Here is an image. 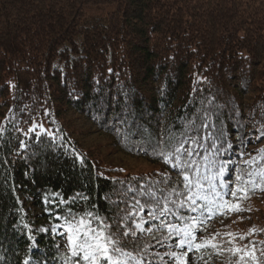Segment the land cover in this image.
I'll use <instances>...</instances> for the list:
<instances>
[{"label": "trees", "instance_id": "1", "mask_svg": "<svg viewBox=\"0 0 264 264\" xmlns=\"http://www.w3.org/2000/svg\"><path fill=\"white\" fill-rule=\"evenodd\" d=\"M85 119L158 169L115 176ZM213 169L234 201L213 221L235 219L198 264H264V0H0V264L80 259L39 208L111 233L117 261L178 264L183 177Z\"/></svg>", "mask_w": 264, "mask_h": 264}, {"label": "rangeland", "instance_id": "2", "mask_svg": "<svg viewBox=\"0 0 264 264\" xmlns=\"http://www.w3.org/2000/svg\"><path fill=\"white\" fill-rule=\"evenodd\" d=\"M82 125H84L82 128L83 130L88 131V141L93 140L96 143L100 144L101 146V152L106 156V161L111 164V166L115 169L113 172L115 176H123L125 174L131 173V174H140V173H150L154 170L158 169V165L152 164L146 159H136L131 155L125 154L121 150H119L116 146L109 143L108 137H105L104 135L98 134L96 131L98 130L97 123L93 119H85L84 122H82ZM223 170V169H222ZM202 182L200 185L202 187L197 186L196 190L194 192L198 193L199 196H206L207 200H201L197 198V206H206L207 209H210L213 215L209 216L208 211H205L203 215H201L200 211L192 212L193 216L197 218V223L193 224L192 226L194 233L196 235V241L195 243H200L201 240H203V237H216L217 234L222 236L225 233H222V229H229L232 227V221L235 219V217H227L224 216L223 219L215 220V216L219 215L220 213L232 209L233 200L230 199L226 195V183L224 180V171L221 172V169L219 171L217 170H209L208 172L204 173V177L202 178ZM204 181V182H203ZM217 197H222L223 201H227V205L223 208H219L218 206L221 203L220 199H217ZM213 201H215V204H213ZM36 218V222L34 221L32 227L37 229L38 232L41 233H47L51 232L53 234L59 235L63 237L70 249L69 240L68 237L72 235V233L68 232V224L66 223V219L55 216L52 211L46 210V209H32L31 212ZM200 220H203V223H199ZM70 222V221H69ZM72 223V222H71ZM77 224V223H73ZM138 225L141 226V228L144 229V231L149 229V221L146 218L145 215H141L140 222ZM189 226L188 224H179L175 228L183 229L185 227ZM84 227H89L84 226ZM140 229V228H139ZM141 231V229H140ZM92 234V233H90ZM86 237L84 236L83 232H80V240L77 241V243L82 242L85 240ZM183 239V236H177L176 244L172 247L171 252L175 251L177 253H183L187 251V246L185 245L184 248H181L179 245V240ZM173 245V244H172ZM171 245H169L170 248ZM82 256V253H81ZM188 264H198V253L197 250H193L192 252L188 253ZM170 261H174L170 258ZM119 264H125L124 262L118 260ZM101 264H107L106 261H102ZM173 264V263H172Z\"/></svg>", "mask_w": 264, "mask_h": 264}, {"label": "snow or ice", "instance_id": "3", "mask_svg": "<svg viewBox=\"0 0 264 264\" xmlns=\"http://www.w3.org/2000/svg\"><path fill=\"white\" fill-rule=\"evenodd\" d=\"M36 127L41 126H34L33 128L29 129L30 132L35 133ZM180 149H177V152H179ZM187 151V150H185ZM81 163H83V159L81 158ZM223 170L221 169V172ZM185 181V188L188 190V194L185 196V200L187 201V204L184 201L180 202V207H187L189 212H197L200 211L201 215L204 214L205 211H208L209 216L213 215L214 213L211 212L210 209H207L206 206H197V198L201 200H207L206 196H199L198 193L192 191L194 186L202 187V185L199 184V181L197 180L195 182V185L192 182V179L189 175L185 174L183 177ZM243 191V189H239ZM232 196H235L236 193H230ZM217 199L221 200L219 208L225 207L227 205V201H223L222 197H217ZM213 204H215V201H213ZM234 210H240L238 206ZM162 211L167 214L169 209L165 205L162 208ZM89 217L93 216L92 213L87 214ZM99 219V217H96ZM155 218V216H153ZM193 224L197 223L196 217H191ZM68 224V232L72 233L68 237L69 245L71 249V254L73 258L80 257V259H74V264H81V260L84 262H87V264H101L102 261H106L107 264H119L117 259L114 255L111 253L120 252L121 255H127L122 252L121 248L119 247V241L112 236L111 233H109L107 236L105 235L104 230H97L92 227H84L91 224L90 220H86L85 218L81 217L78 225L73 224L69 221H66ZM199 223H203V220H200ZM101 224L106 229L108 226L104 224V222L101 220ZM169 229V232L171 234L172 231H175L177 236H183V239L179 240V245L181 248H184L185 245L187 246V251L183 253H177L175 251L169 252L168 255L171 259L174 261H177L178 264H188V253L192 252L193 250H201L207 247H211L213 249L217 248L218 245L211 243L208 239L202 240L200 243H195L196 241V235L193 230V226L189 225L183 229L180 228H174L171 224L166 225ZM137 228H140L141 231H144L143 228H141L140 225H137ZM83 232L84 236L86 237L85 240H83L80 243H77V241L80 240V232ZM92 233V234H90ZM134 233L129 232H122L121 236H129L133 235ZM244 237H241L243 239ZM109 245H112L111 251L109 248ZM236 251H241L240 249H237ZM82 253V256H81ZM158 255V254H157ZM251 255V253H249ZM204 258L201 257V260ZM242 259V257H241ZM253 259L255 257L253 256ZM24 264H29V261H25Z\"/></svg>", "mask_w": 264, "mask_h": 264}]
</instances>
